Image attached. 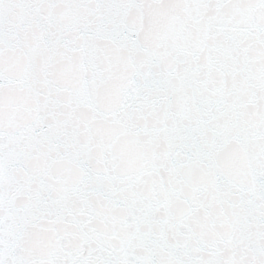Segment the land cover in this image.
Returning a JSON list of instances; mask_svg holds the SVG:
<instances>
[{
	"label": "snow or ice",
	"instance_id": "obj_1",
	"mask_svg": "<svg viewBox=\"0 0 264 264\" xmlns=\"http://www.w3.org/2000/svg\"><path fill=\"white\" fill-rule=\"evenodd\" d=\"M0 264H264V0H0Z\"/></svg>",
	"mask_w": 264,
	"mask_h": 264
}]
</instances>
